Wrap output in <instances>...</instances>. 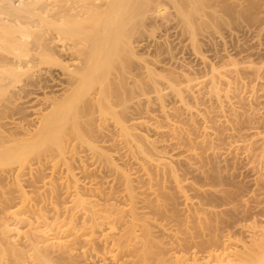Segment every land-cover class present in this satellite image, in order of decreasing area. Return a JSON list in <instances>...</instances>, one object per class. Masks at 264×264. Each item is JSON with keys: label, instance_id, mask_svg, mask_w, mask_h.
Instances as JSON below:
<instances>
[{"label": "bare ground", "instance_id": "obj_1", "mask_svg": "<svg viewBox=\"0 0 264 264\" xmlns=\"http://www.w3.org/2000/svg\"><path fill=\"white\" fill-rule=\"evenodd\" d=\"M174 20L176 22L174 27L179 29L182 34L190 33L194 41L198 40V36L206 28L225 22L217 12L209 14L207 6L202 0H0V187L6 189L3 191L0 189V193L5 195L0 194L3 196L2 201L4 199L3 205L6 202L9 204L12 199L14 200L12 196H6V191L9 189L7 185H12L9 180H14L16 184L17 179H21L19 175L22 172L19 174L18 170L13 169V166L24 167L32 158L42 155H66L70 153L71 149H74L73 143L76 141L78 143L82 141L85 144L90 139L91 141H87L88 146L91 145L96 151L99 150L98 146L94 144L95 142L92 143L93 136L97 132L96 125L99 127L101 125L97 122L99 119L100 123L101 120L104 122L103 118L105 120L115 119L121 126H119L123 131L121 133L124 134L125 131L128 136L134 133L133 137L137 135L134 129L149 126L146 121L139 122L138 120L135 122L134 120V123L131 124L132 128L135 127L132 133L130 131L132 128H129L131 126L127 127L125 124V116L130 112L129 106L135 102L133 100L136 95L139 96L138 93L142 92L145 96L147 90L150 89H148L146 81L144 82L146 79L144 77V80L141 79L142 73L148 74L145 77L149 78L150 82H155V70L150 68L151 66L144 59L148 55H144V57L143 54L146 53L142 52L141 54L140 51L148 48L147 44L149 45L153 38L157 40L162 38L159 40L165 41L163 39L164 34L170 33V24ZM157 30L162 31H160V35L164 33L163 37H156L157 33L155 32ZM165 37L169 36L166 35ZM163 44L165 45V43ZM162 45L158 44V46ZM146 59H149V56ZM151 86L149 83V87ZM120 108L122 110L119 111ZM134 138L136 140L137 137ZM137 140L141 143V145L139 144L140 150L145 154H151L149 148L152 144L154 149L158 147L155 143H149L138 138ZM71 146L74 147L71 148ZM95 150H93L94 153ZM99 153L101 152L99 151ZM107 159L110 161L109 157ZM259 167L257 166L258 171L256 167L254 168L257 171L256 174H260V171L263 170H259ZM237 168L239 170V167ZM215 169V172L212 171V176H209L217 184L225 182L223 175H221L223 168L221 170L220 168ZM259 174L260 178L257 177L259 179L253 181L255 183L254 188L252 186L250 188L253 189V193L250 191L253 194V196L251 194L253 199L250 198L252 200L250 205L252 204L253 207L251 206L250 209L248 207L245 215L243 213L238 214L239 217L243 214V219L236 218L237 221L233 220L234 222L232 221L233 223L231 222L229 226L232 230L230 229L228 236L226 235V243L233 245H231V251L229 250L230 245H225L227 248L229 247V252L225 250V247H222L225 252L221 254L222 251L220 253L217 250L219 253L217 255L214 249L218 246L215 245L216 247L212 248L213 242H217L220 236H217L218 233L215 229L213 232L215 230L217 235L213 233L215 239L212 237L213 242L210 241L212 243L210 244L213 245L210 246L213 251L209 250L206 255L204 253L206 251H202L204 249L198 250V252L194 250V247L198 246L197 240H193L194 245L191 246V240L195 239L196 235H193V238L191 235H185V231H182L188 239L184 235L182 236L186 238V241L180 236L177 239L176 234H174L175 231H172L175 228H166L169 225L165 227V223H163L164 226L157 225L156 221L158 220L153 219L155 217H151L148 213L145 214L148 211L141 210L140 206L137 207L135 201L129 209L122 208L121 204L114 206L113 203V205L109 203L108 205L114 207H106L109 199L103 204L99 200L98 204L97 199L101 198L99 197L101 194L95 195L97 203L96 200L95 202L94 199L91 200V198H95L92 195V193H96L94 185L84 182L89 186L82 183L79 186V180L73 174L72 179L77 182V185L73 184V190L70 186L68 192L73 191L76 196L73 195V192L68 194H72V197L75 196L74 199L78 200L77 205L79 204L80 208L87 211H84L86 214L80 211L83 217L79 214L76 215L78 219L79 216L82 217V221L79 222L74 218L75 214H72L74 212L69 214L71 210H75L69 206L66 209L71 208L70 211L65 209L68 212L66 215L69 216L64 217L65 212L60 213L57 210L58 214H63V218L61 219V215H57L58 218L60 217L61 223L57 222V217L55 218V220L57 219L53 223L55 230L52 229V234L55 233V235H51L52 237L50 233L47 235L45 227L44 231H40L41 226H38V228L32 227L33 229L25 233L11 232L9 228L11 225L8 222L7 224H5L6 222L3 223L4 221L1 222L0 264H264V220H261L264 219V173L263 175ZM38 176L40 177V174ZM125 176L127 188L130 189L131 196L135 199L131 180H129L128 175ZM39 177L36 179L40 180ZM249 177L251 178V176ZM21 182L19 180V183ZM210 184L212 186V182ZM83 185L85 186L83 187ZM96 185L97 183L95 187H97ZM21 186L18 191L23 190V193H26L24 186ZM56 187L52 188L51 191L49 189L50 196L51 194L59 195L60 189L58 191ZM40 188L42 189L43 186ZM106 188L109 189L108 192H112V190L110 191L111 187ZM56 192L57 194H55ZM113 192L115 193L114 190ZM26 194L24 195L26 196ZM111 196L112 198L115 197ZM56 197L58 199L59 196ZM186 197L185 205L187 207L190 203L194 204L188 196ZM12 202L14 203V201ZM240 203L243 204L242 201ZM56 205L57 207L61 206H58L57 202ZM74 205L76 206V204ZM156 205L150 203L151 207L149 204L141 207L142 209L146 207L148 210L150 209L149 213L156 211V213L154 212L155 216L157 212L165 213L168 216L162 205ZM216 205L219 206L218 203ZM76 208L78 209V207ZM142 211L145 212L142 213ZM77 212L75 211V213ZM193 216L189 217L194 218ZM66 218L69 222L65 220ZM186 218L188 219V217ZM195 218L192 219L193 222L197 220ZM171 219L169 220L170 223ZM31 222L28 224H36V222L32 224ZM160 222L159 220L158 224ZM193 222L191 221V223ZM246 222L249 223L246 224ZM184 224H181L182 227ZM198 224L197 231L199 232L202 228L199 229ZM29 225L28 227L31 228ZM49 227L51 229V224ZM103 227L105 228L102 231ZM182 227L181 229H183ZM175 230L180 231L178 226ZM44 232H46L45 235ZM192 234L194 233L192 232ZM199 237L201 236L199 235ZM220 239L218 244L222 242ZM187 240L190 242L188 243ZM202 244L199 245L200 248L203 246L207 249L208 246H204L205 243ZM210 247L208 248L210 249ZM201 252L206 256H203Z\"/></svg>", "mask_w": 264, "mask_h": 264}, {"label": "rangeland", "instance_id": "obj_2", "mask_svg": "<svg viewBox=\"0 0 264 264\" xmlns=\"http://www.w3.org/2000/svg\"><path fill=\"white\" fill-rule=\"evenodd\" d=\"M202 1L206 4L209 14L217 12L219 17L224 19L225 22L206 28L198 36V40L194 41L190 33L186 32L182 34L179 32V29L174 27L176 24L174 20L170 24L169 34L162 33L160 35L161 30V32L159 30L155 32L157 36L154 34L158 38L163 37V34L169 36L163 37L165 41L168 40L166 41L167 43L164 40L161 42L160 40L162 38H159L160 40L153 38L151 43L149 45L147 44L148 48L140 51L141 54L142 52L146 53L143 56L148 55L149 59L151 58L149 60L146 59L148 56H144L145 62H148V65L151 66L150 68L155 70V82H150L149 78L147 79L145 77L148 74L142 73L143 76L141 79H146L144 82L146 81L148 89H150L147 90L145 96H143L144 94L142 92L138 93L139 96L136 95L133 100L136 103L134 102L129 106L130 109L128 110L130 112H128L129 116L128 113L125 116V124L129 127L134 123V120L135 122L138 120L139 122H148V127L134 129L135 127L132 128L133 126H131L129 128H132L130 130L131 132L134 129L135 134H137L134 137L143 139L149 143H155L156 147L158 146L155 148L156 150L153 148V144L151 146L152 148L148 144L151 154L143 153L139 148L141 145L140 141L137 138L134 140L133 132L129 137L125 131L124 134L121 133L123 132L120 128L121 126L115 119L111 120L109 118L110 120H105L103 118L104 122L101 120V123L99 119L97 122L101 125L100 127L99 125L96 126L100 130H97L98 128L96 127L97 132L93 136L95 139H92V143L95 142L94 144L98 146L99 150L96 151L91 145L88 146L87 141L90 139L85 144L82 141L81 143L76 141L77 143H73L75 147L71 146L75 150L73 149V151L70 148V153L67 150L68 154L66 155H42L37 158H32L24 167H19L18 165L13 166V169L18 170L19 174L22 172V175H19L21 179H17L16 184L18 183L21 186L22 183L27 194L23 193L24 191L22 189L19 192L20 186L18 184L16 185L14 180H9V183L12 182L13 187H10L12 186L10 184L7 185L9 189L6 187L8 189L6 196H12L14 203L11 201L8 204L5 201L6 204L4 203L3 205L4 199L2 201L1 198H3L2 195L4 194L0 193L2 194L0 196V223L4 221L3 223L6 222L5 224H7L8 222L11 225L9 227L11 232L19 231L21 233L41 226L39 228L40 231H44L45 227V230L47 229V235L50 233V236H54L55 233H52L55 230V224L53 226V223L57 220L55 218L57 215H61V219L63 218V214H58L56 211L58 210L60 213L65 212L64 217L69 216L66 215V213L68 214L66 212L67 206L73 210L75 209L72 211L71 208H68L67 211L71 210L69 214L74 212L72 214H75V217L73 215L71 216L81 222L83 217L82 213L86 214L87 211L80 208L78 206L79 204L77 205L78 200L76 201L74 199L76 196L75 192H68L70 186L72 188L73 184L77 185V182L72 179V175L75 174L77 176L76 179L79 180V186L85 184L84 182H87L86 184L89 183V185L93 184L96 193L94 192L95 194L92 193V195L101 194L99 196L101 198L97 199L98 204L99 200L103 204V202H107L109 199L110 201L108 200L107 205L108 203H113L114 206L121 204L122 208L126 207V209H129L133 201H135L137 207L140 206L141 210L148 211H144L145 214L148 213L151 217H155L153 219L158 220L156 221L157 225L164 226L163 223H165V227L169 225L166 228L171 229H177L178 226L179 233L175 229L172 230L175 231L174 234H176L175 237L177 236V239L178 236L180 238H187L185 235H196L195 239L191 238V246L194 245L193 240H197L196 244L198 246H201L202 242L205 243V245L204 243L202 244L204 246L212 247L214 245L212 248L218 246L214 249L216 250V254L218 251H222V253L220 252L221 254L225 252L223 251L224 249L222 250V247H225V250L228 252L229 250L231 251L232 243H226V235L228 236V232L231 229L229 226L233 220L243 219L242 216L247 214L248 207L249 209L251 206L253 207L252 204L250 205V201L253 199V189L250 188L251 186L254 188L255 183L253 181L260 178L258 176L259 173L256 174L258 171L257 166L259 167L260 165L259 170H264V0ZM161 43H165V45ZM158 44L163 47L158 46ZM149 46L153 47L149 48ZM148 49L150 50L148 51ZM149 83L150 86L152 85L151 87H149ZM176 91H180L181 93ZM118 110L120 111L122 108ZM33 129L35 128L33 127ZM90 147L91 150H95L97 155L93 150V152L89 150ZM72 152L74 153L72 154ZM108 157L110 161H108ZM213 167L214 169L217 168L215 170H218V168L221 170L223 168L221 171L224 173H221V175H223V181L225 182L217 184L213 181L211 178L212 171L215 172ZM237 167H239L240 171ZM255 167L257 171H255ZM95 169H98L97 172ZM82 170L85 172V175L84 172L82 173ZM88 170L91 172L89 173ZM234 171H237V174ZM262 171H260L262 174L260 173L259 175H263L264 171ZM39 174L40 177L38 176ZM41 174L43 175L41 176ZM247 174H250L249 176L251 178ZM125 175H128L129 180H131L135 199L132 198L131 191L127 188ZM38 177L42 180H37ZM73 178L75 177L73 176ZM19 180L20 182L22 180V182L19 183ZM210 181L212 182V186ZM45 182L49 184H54L55 182V185H49ZM96 183L97 187H95ZM99 185H103L104 187L102 186L101 188ZM42 186L43 188L41 189L40 187ZM55 186H57L58 191L60 189L59 195L57 192L55 193L57 194L56 196H59L58 199L54 194L49 195L51 193L49 189L51 191ZM66 186L68 187L66 188ZM106 187H111L112 189L110 191L112 190V192H108L109 189ZM0 189L2 188L0 187ZM103 189L106 191L104 192ZM3 190L6 189L4 188ZM8 192H10L9 195ZM72 192L75 195L74 197H72V194H68ZM107 192L111 194L108 195ZM111 195L115 197L112 198ZM96 196L95 198H91V196V200L94 199L95 202ZM186 196L189 197L192 203L194 202V204L190 203L194 208L189 205L191 207L189 209L185 205L187 200ZM248 197L249 199H247ZM213 199L214 202L216 200L215 203ZM221 200L223 203H221ZM241 201L243 204L240 203ZM56 202L58 206H61L57 207ZM229 202L231 203L229 204ZM150 203L152 205H162L168 216L160 212H157L158 216H155L156 211L154 213L151 210L153 213H149L150 209L148 210L147 207V209H142L143 205L144 207L148 204L150 206ZM217 203L219 206L216 205ZM107 205L106 207L111 206ZM73 206L75 207L73 208ZM76 207L81 210H78ZM75 211L78 212L75 213ZM144 212L142 211V213ZM241 213L244 215L242 214L239 217ZM78 214L82 216L81 218L79 216L80 220L76 216ZM163 214L166 217H163ZM171 216L175 219L172 217V220ZM189 216L196 217L195 219L198 221L194 220L193 222L192 219L194 218H190ZM60 217H57V222ZM67 218L65 220L69 222ZM170 219L172 224L174 222L176 223L172 225L169 221ZM76 220L75 222H78ZM159 220L161 221L160 224H158ZM261 220L263 221L264 219ZM178 221L182 225L185 223L187 226L184 224L182 227ZM191 221L195 224L191 223ZM29 222L31 224L36 222V224L29 225ZM59 222L61 223V221ZM196 222L197 224L199 223V229L202 228L199 232L197 231L198 226ZM248 223L246 222V224ZM48 224H51V229ZM175 224L176 226H174ZM210 224L211 226H209ZM185 227H189L190 230ZM104 228H102V231ZM186 229L190 233L188 232L187 234ZM213 229L217 232L215 230L213 232ZM182 231H185V235ZM56 233L58 234V232ZM213 233L217 236L220 235L218 238H222L220 239L222 242L218 244L219 239L217 242H213ZM57 234L56 236H58ZM186 238L183 240L186 241ZM213 238L215 239V236ZM199 239L201 240L199 241ZM210 241L213 242V245H211L212 243ZM187 242L189 243L190 241L187 240ZM188 243L187 245L190 246ZM225 245H230V248L228 247L229 250ZM200 246L198 249L194 247V250L198 252V250L201 251L204 249L202 251H206L204 252L206 255L209 250L213 251L211 247L210 249L208 247L206 249V247L202 246L203 248H200ZM194 250L191 251L193 252ZM203 252H201L202 255ZM206 255L204 254L203 256Z\"/></svg>", "mask_w": 264, "mask_h": 264}]
</instances>
